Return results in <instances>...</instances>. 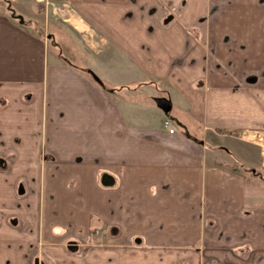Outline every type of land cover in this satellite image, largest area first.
Here are the masks:
<instances>
[{
	"label": "crops",
	"instance_id": "crops-1",
	"mask_svg": "<svg viewBox=\"0 0 264 264\" xmlns=\"http://www.w3.org/2000/svg\"><path fill=\"white\" fill-rule=\"evenodd\" d=\"M55 1L70 18L49 28L35 0H0V87L39 99L47 158L36 229L0 232V264H264L246 199L264 194L246 176L264 171V0ZM74 37L114 65L104 88L48 56ZM131 84L159 89L182 132L122 98Z\"/></svg>",
	"mask_w": 264,
	"mask_h": 264
},
{
	"label": "rangeland",
	"instance_id": "rangeland-1",
	"mask_svg": "<svg viewBox=\"0 0 264 264\" xmlns=\"http://www.w3.org/2000/svg\"><path fill=\"white\" fill-rule=\"evenodd\" d=\"M52 2L59 5L55 0ZM41 9L38 10L37 17L43 21L47 18L49 28L61 26L62 22H66L70 18L68 11L54 13L51 8L47 9L44 6ZM52 21L57 22L53 23L55 26L51 24ZM50 34H52V29H50ZM46 49L49 57L59 55L76 69L91 72L107 84L108 75L114 65H107L104 62L97 64L95 58L88 52L90 41H83L81 37H74V41H65L64 39L48 41ZM114 64H119V62L115 60ZM23 88L26 87L23 86ZM14 89L0 87V157L4 158L7 165L6 169L0 170V232L4 234L3 231H14L13 234L19 239L26 232L33 233L36 229L39 218V202L43 199L41 191L42 166L47 158L42 150L43 144L40 136L39 99L36 98L31 102V96L24 92L26 89L16 91ZM134 91L140 93L134 94ZM120 92L122 98L128 102L136 100L137 104H143L144 107L140 106V110L149 114L157 111L154 100L166 97L159 89L148 91L138 84L123 86ZM174 118H182L181 112L175 105L163 119L169 121L171 126L180 132L179 126L172 121ZM184 125L183 128H187L190 135L196 134V130L192 126L189 127L185 123ZM209 155L213 156V153L209 151ZM232 165V168L240 169L239 165ZM244 168L248 169V165L246 164ZM253 169L256 171V175L247 173L246 176L264 188V171H260L258 166ZM246 199L250 203L248 208H264L262 192H257L255 196L246 193ZM248 252L246 248H241L236 249L233 253L245 260V257L249 256Z\"/></svg>",
	"mask_w": 264,
	"mask_h": 264
},
{
	"label": "built area",
	"instance_id": "built-area-1",
	"mask_svg": "<svg viewBox=\"0 0 264 264\" xmlns=\"http://www.w3.org/2000/svg\"><path fill=\"white\" fill-rule=\"evenodd\" d=\"M35 2L44 6V8H51L54 13H62L64 11L69 12V8L67 5H56L52 2V0H35ZM163 128L167 129L170 135H173L175 133L169 121H165L163 123Z\"/></svg>",
	"mask_w": 264,
	"mask_h": 264
},
{
	"label": "water",
	"instance_id": "water-1",
	"mask_svg": "<svg viewBox=\"0 0 264 264\" xmlns=\"http://www.w3.org/2000/svg\"><path fill=\"white\" fill-rule=\"evenodd\" d=\"M170 19H168L166 22H168ZM91 76L93 78V80L96 82V83H100V80L93 74L91 73ZM157 108L159 110H161L164 114H168L171 110V102L165 98H159V99H155L154 100ZM2 163V161L0 160V164ZM69 251L70 252H76L77 251V247L75 245H71L69 247Z\"/></svg>",
	"mask_w": 264,
	"mask_h": 264
},
{
	"label": "flooded vegetation",
	"instance_id": "flooded-vegetation-1",
	"mask_svg": "<svg viewBox=\"0 0 264 264\" xmlns=\"http://www.w3.org/2000/svg\"><path fill=\"white\" fill-rule=\"evenodd\" d=\"M168 19H170L168 22H166ZM173 20V14L170 13V16L166 18V20L164 21V24H169L171 21ZM88 74H90V72H88ZM91 75V74H90ZM92 77V76H91ZM100 80V79H99ZM0 160L2 161V163L0 164V170H4L7 168L6 162L3 158H0ZM71 246V245H69ZM35 264H41L39 263V261L37 260Z\"/></svg>",
	"mask_w": 264,
	"mask_h": 264
},
{
	"label": "trees",
	"instance_id": "trees-1",
	"mask_svg": "<svg viewBox=\"0 0 264 264\" xmlns=\"http://www.w3.org/2000/svg\"><path fill=\"white\" fill-rule=\"evenodd\" d=\"M85 74L88 75V76L91 78V80H93V78L91 77L90 74H88V72H85ZM93 82H94L95 84H97L98 86H100L101 88H104V84L102 83L101 80H100V83H96L94 80H93Z\"/></svg>",
	"mask_w": 264,
	"mask_h": 264
}]
</instances>
